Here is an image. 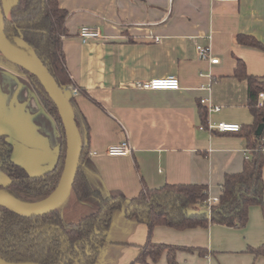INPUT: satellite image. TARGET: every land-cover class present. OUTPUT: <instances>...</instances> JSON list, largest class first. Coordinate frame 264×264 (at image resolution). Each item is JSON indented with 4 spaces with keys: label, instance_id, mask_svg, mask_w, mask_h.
Returning a JSON list of instances; mask_svg holds the SVG:
<instances>
[{
    "label": "crops",
    "instance_id": "obj_1",
    "mask_svg": "<svg viewBox=\"0 0 264 264\" xmlns=\"http://www.w3.org/2000/svg\"><path fill=\"white\" fill-rule=\"evenodd\" d=\"M10 17L18 0H1ZM70 12L64 40L66 65L86 94L77 97L91 129L90 156L104 186L136 196L142 180L150 188L200 184L210 198L220 196L227 173L242 170L245 143L236 134L201 130V107L207 122L249 125L253 122L247 85L234 77L237 59L251 75L264 76V51L240 45L239 34L264 44V0H59ZM83 26L96 27L101 38L83 43ZM158 39V41H156ZM198 46L211 49L213 64ZM177 77V91H147L134 83ZM202 100H207L202 104ZM203 105V106H201ZM209 106L220 107L210 112ZM0 134L14 147L13 160L29 174L53 170L61 135L28 80L0 62ZM128 142L131 153L108 155L111 146ZM9 178L0 170V184ZM147 227L122 212L113 215L107 242L96 264H130L147 240ZM153 240L204 247L209 253L179 252L178 264H264L246 252L264 243L261 208L249 210L242 229L211 226L177 231L157 227ZM152 264H169L166 254Z\"/></svg>",
    "mask_w": 264,
    "mask_h": 264
},
{
    "label": "trees",
    "instance_id": "obj_2",
    "mask_svg": "<svg viewBox=\"0 0 264 264\" xmlns=\"http://www.w3.org/2000/svg\"><path fill=\"white\" fill-rule=\"evenodd\" d=\"M0 3L2 4L1 0ZM70 12L59 0H18L5 20V33L15 44L22 39L34 53L69 99L76 116L83 149L79 169L67 202L47 215L27 218L0 206V257L16 264H96L107 242L113 215L122 212L126 218L147 227V240L138 257L130 264H152L166 254L169 264H178L179 252L206 256L204 247H189L157 243L153 240L157 227L177 231L211 226L242 229L249 222V210L261 208L264 219V131H256L264 122V76L251 75L243 59H237L234 77L247 85V101L253 122L241 125L239 133L245 143L242 170L227 173L220 187L219 202L209 204L210 189L200 184H166L150 188L142 180L140 192L128 198L121 190H109L91 160V129L80 109L73 90L86 92L71 78L66 65L63 43L70 36L67 19ZM240 45L264 51V44L253 36L239 34ZM0 62L26 78L61 135V151L56 167L33 176L13 160L14 147L0 134V170L9 178L8 185L0 184V191L23 203H38L47 199L58 187L66 160L65 129L59 111L40 80L23 68L12 64L0 53ZM203 106V105H201ZM203 126H208L207 109L200 108ZM218 133V132H216ZM246 252L255 258L264 257V243L248 246Z\"/></svg>",
    "mask_w": 264,
    "mask_h": 264
},
{
    "label": "water",
    "instance_id": "obj_3",
    "mask_svg": "<svg viewBox=\"0 0 264 264\" xmlns=\"http://www.w3.org/2000/svg\"><path fill=\"white\" fill-rule=\"evenodd\" d=\"M5 20L6 16L3 6L0 3L1 55L12 64L23 68L40 80L59 111L66 135L67 153L64 170L58 187L47 199L38 203L27 204L0 191L1 207H4L20 216L33 218L52 213L67 202L71 195L79 169L83 143L76 123L75 112L69 99L66 97L55 78L51 75L41 60L34 53H28L25 51V49L29 48L25 41L22 39H16L15 44H12L8 40L5 33ZM263 131L264 122L259 125L256 134L261 135ZM0 264L16 263L7 262L0 257Z\"/></svg>",
    "mask_w": 264,
    "mask_h": 264
},
{
    "label": "built area",
    "instance_id": "obj_4",
    "mask_svg": "<svg viewBox=\"0 0 264 264\" xmlns=\"http://www.w3.org/2000/svg\"><path fill=\"white\" fill-rule=\"evenodd\" d=\"M214 1H229V0H214ZM79 36L83 43H87L91 39H98L101 38V31L92 26H83L80 29ZM158 41V39L156 40ZM197 51L201 59L206 60L210 59L211 56V49L205 48L203 46H198ZM211 63L217 64L219 63V59H210ZM134 87L141 90L147 91H160V90H170V91H177L181 89L180 81L177 77H168V78H156L150 81H142L134 83ZM73 96H79V92L77 89L73 90ZM260 98H264V94H260ZM202 104H206L207 100H202ZM220 107H212L209 106L210 112H218L220 111ZM241 125L237 123H228V122H220L217 124L209 123L208 126H201V130H206L209 132H218L223 134H233L239 133L241 131ZM108 155L112 157L116 156H125L131 153V148L128 142H123L116 146H111L108 149ZM91 155V154H90ZM245 157H247V153L245 151ZM219 202V197L210 198L209 204H217Z\"/></svg>",
    "mask_w": 264,
    "mask_h": 264
},
{
    "label": "rangeland",
    "instance_id": "obj_5",
    "mask_svg": "<svg viewBox=\"0 0 264 264\" xmlns=\"http://www.w3.org/2000/svg\"><path fill=\"white\" fill-rule=\"evenodd\" d=\"M71 206V201L69 200L66 204L65 207H70Z\"/></svg>",
    "mask_w": 264,
    "mask_h": 264
},
{
    "label": "bare ground",
    "instance_id": "obj_6",
    "mask_svg": "<svg viewBox=\"0 0 264 264\" xmlns=\"http://www.w3.org/2000/svg\"><path fill=\"white\" fill-rule=\"evenodd\" d=\"M23 55V54H22Z\"/></svg>",
    "mask_w": 264,
    "mask_h": 264
}]
</instances>
